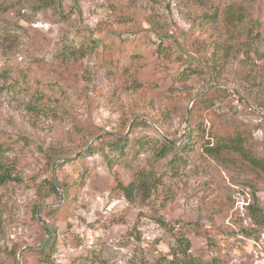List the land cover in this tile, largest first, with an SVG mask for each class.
<instances>
[{
	"label": "rangeland",
	"instance_id": "1",
	"mask_svg": "<svg viewBox=\"0 0 264 264\" xmlns=\"http://www.w3.org/2000/svg\"><path fill=\"white\" fill-rule=\"evenodd\" d=\"M55 2L0 0V162L21 178L0 185V264H168L180 235L202 264H264V175L203 152L239 130L264 157V0ZM228 4L230 34L204 17ZM139 170L153 187L128 200Z\"/></svg>",
	"mask_w": 264,
	"mask_h": 264
},
{
	"label": "trees",
	"instance_id": "2",
	"mask_svg": "<svg viewBox=\"0 0 264 264\" xmlns=\"http://www.w3.org/2000/svg\"><path fill=\"white\" fill-rule=\"evenodd\" d=\"M38 3V6L43 7L51 4H56V0H33ZM207 21H213L219 23L221 27L228 32L229 34L238 28L245 20L246 14L243 7L239 4H228L226 8L222 10H213L212 12H206L204 14ZM193 68H190V71H193ZM183 75H186V70L183 71ZM42 99L40 97L36 98L34 104L28 103L27 106L31 109L44 110L48 106L45 103L39 102ZM204 101H207L206 93H203L196 99L195 103L204 104ZM190 130L188 129L187 137H191ZM127 138L120 135L115 136L112 141L106 142V145L110 149L119 150L126 143ZM211 140V141H210ZM195 141V140H193ZM105 145V146H106ZM1 147V143H0ZM182 147H187V144H183ZM178 147L174 146L171 143L163 142L159 149L156 152L157 156L165 155L169 151L176 150ZM94 146H89L86 152H91ZM203 152L212 156L219 158L222 154L224 155H233L234 157L242 160L251 170L257 172L260 175H264V157H257L254 155L251 150L245 146V138L242 135V131L235 130L231 134H218L216 132L211 133L210 139L208 138L204 141ZM48 164L51 165L56 159L51 153L44 152ZM149 171L139 170L136 173V177L130 181L128 184H123L119 182L117 187L123 192L125 197L128 200H132L135 195H141L142 197L148 196L153 187L154 182L152 180V174H147ZM9 181H21V178L17 175L12 174V169L0 162V185L5 184ZM63 191H66V188L61 186ZM52 193L58 194V189L55 183L50 179L48 180L47 188ZM251 216L257 221L264 223V213L257 206H251ZM1 225V224H0ZM177 246L172 252V258L168 260V264H202L199 258H196L190 254V241L185 235H180L176 239ZM49 240H47L39 249L40 252H43L47 246H49Z\"/></svg>",
	"mask_w": 264,
	"mask_h": 264
},
{
	"label": "water",
	"instance_id": "3",
	"mask_svg": "<svg viewBox=\"0 0 264 264\" xmlns=\"http://www.w3.org/2000/svg\"><path fill=\"white\" fill-rule=\"evenodd\" d=\"M46 230V229H45Z\"/></svg>",
	"mask_w": 264,
	"mask_h": 264
}]
</instances>
